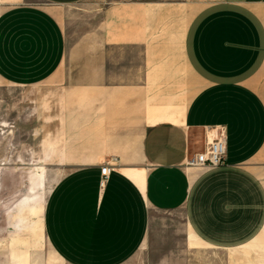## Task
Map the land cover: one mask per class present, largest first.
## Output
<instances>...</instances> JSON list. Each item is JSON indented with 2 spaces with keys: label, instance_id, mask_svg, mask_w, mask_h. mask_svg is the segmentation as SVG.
Here are the masks:
<instances>
[{
  "label": "crops",
  "instance_id": "0c3cea01",
  "mask_svg": "<svg viewBox=\"0 0 264 264\" xmlns=\"http://www.w3.org/2000/svg\"><path fill=\"white\" fill-rule=\"evenodd\" d=\"M40 1L0 0V81L42 88L56 259L264 264V0ZM215 129L223 165L188 166Z\"/></svg>",
  "mask_w": 264,
  "mask_h": 264
},
{
  "label": "rangeland",
  "instance_id": "374dc122",
  "mask_svg": "<svg viewBox=\"0 0 264 264\" xmlns=\"http://www.w3.org/2000/svg\"><path fill=\"white\" fill-rule=\"evenodd\" d=\"M21 1L25 5L43 6L40 0ZM42 100L41 86L15 88L0 81V264H63L41 235V206L55 176L45 174L42 185L38 141L43 130ZM30 193H34L35 199L30 207L11 210ZM191 258L194 261L191 264L225 261L224 254L207 249L196 251ZM143 260L127 264H149Z\"/></svg>",
  "mask_w": 264,
  "mask_h": 264
},
{
  "label": "built area",
  "instance_id": "2783aa9c",
  "mask_svg": "<svg viewBox=\"0 0 264 264\" xmlns=\"http://www.w3.org/2000/svg\"><path fill=\"white\" fill-rule=\"evenodd\" d=\"M218 134L216 138L209 141L207 137L206 147L203 153L197 154L187 161V165L191 167L199 168H218L223 165L226 156V145L224 132L221 129H215L214 132ZM210 134L213 131L209 132ZM112 169L109 165L105 166L101 170V185H104L105 181L111 174Z\"/></svg>",
  "mask_w": 264,
  "mask_h": 264
},
{
  "label": "bare ground",
  "instance_id": "6f19581e",
  "mask_svg": "<svg viewBox=\"0 0 264 264\" xmlns=\"http://www.w3.org/2000/svg\"><path fill=\"white\" fill-rule=\"evenodd\" d=\"M32 189V188H31Z\"/></svg>",
  "mask_w": 264,
  "mask_h": 264
}]
</instances>
